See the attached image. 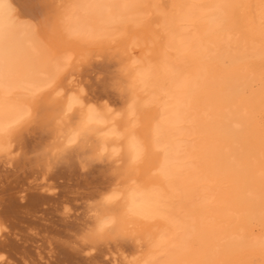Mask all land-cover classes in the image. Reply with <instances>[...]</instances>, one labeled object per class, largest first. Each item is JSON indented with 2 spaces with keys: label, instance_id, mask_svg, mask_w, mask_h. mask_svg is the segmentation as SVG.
I'll use <instances>...</instances> for the list:
<instances>
[{
  "label": "bare ground",
  "instance_id": "1",
  "mask_svg": "<svg viewBox=\"0 0 264 264\" xmlns=\"http://www.w3.org/2000/svg\"><path fill=\"white\" fill-rule=\"evenodd\" d=\"M91 3L0 0V264L264 255V0Z\"/></svg>",
  "mask_w": 264,
  "mask_h": 264
},
{
  "label": "rangeland",
  "instance_id": "2",
  "mask_svg": "<svg viewBox=\"0 0 264 264\" xmlns=\"http://www.w3.org/2000/svg\"><path fill=\"white\" fill-rule=\"evenodd\" d=\"M115 1H116V4H114L115 3ZM129 3H128V6L129 7H133V6H135V5H141V3H142V0H127ZM120 2H121V0H92V3L90 4L91 6L89 7V8H87V10H85V11H82L84 14H88L89 15V17L90 18H92L93 20H97L100 16H101V13H100V8H99V6H100V4H103V3H105V4H107V5H109L110 7H112V5H113V7L111 8V9H114L113 11L114 12H118L119 10H120ZM138 2V3H137ZM112 3V4H111ZM137 3V4H136ZM118 7H119V9H118ZM94 12V13H93ZM173 60H174V63H178L176 60H177V55H175V53H174V55H173ZM158 71H156V73H153V74H151V79H150V87H151V89H152V91L153 92H155V91H157L158 90V88H159V86L161 85V83H162V74L161 73H159ZM152 80V81H151ZM154 81V82H153ZM160 81V82H159ZM154 84V85H153ZM158 84V85H157ZM158 86V87H157ZM156 88V89H155ZM261 110V115H262V117L264 118V106L260 109ZM263 110V111H262ZM258 115L260 116V111H259V113H258ZM69 137H71L72 138V135H69ZM60 141V140H59ZM74 142H75V140H73V139H70V141H69V143H66L67 145H71V144H74ZM63 181V180H62ZM187 194H186V199L188 198V200H190L191 198H192V196H191V193L190 192H186ZM203 206L204 205H202V204H200V205H198L197 206V209H199L200 211H201V209H203ZM204 209L205 210H207L208 209V207L207 206H204ZM203 209V210H204ZM256 224V225H255ZM253 225H255L254 227H253ZM251 227L253 228V229H255V230H260V229H264L263 228V226L260 224V222H258V221H253L252 223H251ZM64 228V227H63ZM200 239V241H196V240H198V239ZM203 240H205V239H203V238H199V237H196V238H194L191 242H190V246H193V247H190V249H192V250H190L189 248V251H188V249L187 250H184L183 252H185V251H188V252H186V253H184V256L186 255V256H188V258L190 257V263H192V262H199V257L200 256H202L203 254H204V251H205V249L207 248V243H206V241H203ZM195 242H198V243H200V245H198L197 243L195 244ZM202 250V251H201ZM249 250V251H248ZM190 251H191V253H190ZM183 252H182V254H183ZM193 252V253H192ZM219 251L217 250V253H218ZM241 252H244V253H242L241 254ZM258 252V253H257ZM188 253H190V254H188ZM245 253H246V256H245ZM253 253H254V255H253ZM173 253H169V254H166V255H164V256H158V257H155V258H153L152 260H149L148 261V264H165L164 262H165V260L166 261H169V260H171L172 258H170V257H172L173 255H172ZM219 254V253H218ZM218 254H216V256L218 255ZM241 255V256H243V258L241 257V256H239V255ZM237 255L238 256H236V260H235V258H234V260L237 262V261H239V262H237V264H246L247 262V264H253L254 262H255V264H264L263 262H264V255L262 254H260V250L258 251V250H255V251H253V250H251L250 251V249H248L247 248V250H246V248H240L239 249V253H238ZM253 256H252V255ZM172 255V256H171ZM260 257H259V256ZM170 256V257H169ZM218 256H220V254L218 255ZM217 256V258H219ZM256 256V257H255ZM238 257H241V258H239V260H238ZM252 257H254V258H252ZM258 257V258H257ZM157 258H159V259H157ZM154 259L156 260V261H154ZM161 259H163V260H161ZM245 259V260H244ZM249 259V260H248ZM255 259H257V260H255ZM260 259V260H259ZM241 260V261H240ZM253 260V261H252ZM151 261H153V262H151ZM158 261V262H157ZM257 261H259V262H257ZM157 262V263H156ZM246 262V263H245ZM252 262V263H251ZM192 264H196V263H192Z\"/></svg>",
  "mask_w": 264,
  "mask_h": 264
}]
</instances>
